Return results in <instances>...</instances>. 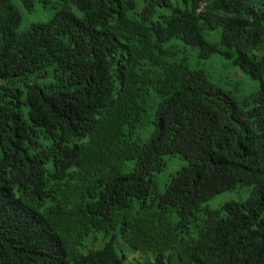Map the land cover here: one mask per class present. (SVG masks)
<instances>
[{"label":"trees","instance_id":"1","mask_svg":"<svg viewBox=\"0 0 264 264\" xmlns=\"http://www.w3.org/2000/svg\"><path fill=\"white\" fill-rule=\"evenodd\" d=\"M18 1L54 13L19 29L0 0V264H264V0ZM181 45L256 90L215 86ZM169 155L187 165L160 192Z\"/></svg>","mask_w":264,"mask_h":264},{"label":"rangeland","instance_id":"2","mask_svg":"<svg viewBox=\"0 0 264 264\" xmlns=\"http://www.w3.org/2000/svg\"><path fill=\"white\" fill-rule=\"evenodd\" d=\"M13 4L19 9L21 13V21L19 29L27 28L31 23L48 20L54 13V9L50 7H43L40 3H36L35 9L31 12L26 11L18 0H12ZM185 49L188 57V63L191 66L199 67L205 70L206 76L215 86L230 91L235 97H241L248 94L257 88V82L250 79L242 70L236 65L231 64L219 54H212L207 59H198L196 50L188 45H181ZM152 124L146 123L139 131L138 137L145 141L151 133ZM166 163L162 170L155 174V188L157 191H163L166 182L170 175L177 169L186 166L187 161L182 159L179 155L166 156ZM250 193V188L247 186H240L233 190L220 193L206 202L210 208H217L224 202L229 200L240 201L245 199ZM117 250H123L126 260H147L153 258V253L134 251L120 239L114 243ZM128 261H125V263Z\"/></svg>","mask_w":264,"mask_h":264}]
</instances>
